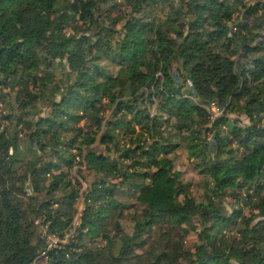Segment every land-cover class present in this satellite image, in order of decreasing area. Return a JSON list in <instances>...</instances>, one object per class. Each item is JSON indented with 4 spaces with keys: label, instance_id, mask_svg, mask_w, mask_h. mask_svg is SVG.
<instances>
[{
    "label": "trees",
    "instance_id": "16d2710c",
    "mask_svg": "<svg viewBox=\"0 0 264 264\" xmlns=\"http://www.w3.org/2000/svg\"><path fill=\"white\" fill-rule=\"evenodd\" d=\"M0 86V264H264V0H0Z\"/></svg>",
    "mask_w": 264,
    "mask_h": 264
},
{
    "label": "rangeland",
    "instance_id": "374dc122",
    "mask_svg": "<svg viewBox=\"0 0 264 264\" xmlns=\"http://www.w3.org/2000/svg\"><path fill=\"white\" fill-rule=\"evenodd\" d=\"M117 13L118 12H113L111 15L113 16ZM106 19H108V18H106ZM57 64H58V60H55L54 64H53L55 67L52 65V66H48L46 69H48L47 71H49V70H52L54 67V70L56 73L55 77L59 78V77H61V74H60V69L58 67H56ZM45 65H47V64H45ZM42 68H44V67H42ZM63 68L65 70H67L66 65H64ZM52 73H53V71H52ZM39 75H42V72H40ZM187 81H189V80L183 81V80L175 77V82L177 84L181 85L183 87V89L190 88V85L188 84ZM185 95H187V94H185ZM187 96L193 102H197V99L195 97H193L191 95H187ZM152 99L154 102H153V105L150 107L151 108L150 112L154 113V112H156L158 100H156L154 95H153ZM201 105L207 110V112L214 114L212 116V119L214 117H216L215 116L216 113H218V112L221 113L223 111V108L221 106H218V104L215 102H214V106H212V103L207 102V101H203ZM48 111H49V109L47 107L43 106L40 103H37L36 107L30 108V114L28 115V118H31L32 117L31 115H33L35 117H37L40 114L45 115ZM19 113H20V111H19L18 106L16 105V101H15V92L8 89V88L0 86V121L2 122V126H6L10 123V119H6L5 116H7L9 114L10 115H18ZM109 115H110V110H107L105 113V116L108 117ZM229 116L231 118L239 119V121L242 124L248 123L247 119L244 116H237L236 114H230ZM102 147L103 146L101 144L95 143V145L93 146V149L95 151L100 152L103 149ZM10 152H11V150H10ZM183 157H185V156L183 155ZM76 160L78 161L79 158L76 157ZM71 177L73 178V180L77 181L80 185L79 195H78L77 199L75 200V204H74L75 213H74V219H73V226L76 227L79 223L78 221H79V217L82 213V210L85 208V205H86L85 204V195L88 193V190H89L91 184L95 181L96 175H95L94 171L86 169L85 166L77 165L71 171ZM113 182H116V181H113ZM190 189H191V192H192V194H193V196L197 202L203 200V194H204L203 189L199 188V190H198L192 186L190 187ZM133 203H134V206L132 208H130L128 210H119L120 214L116 215V217H115V218L119 219L118 221H119V224L121 226L122 232L126 233V234L132 233L133 227H134V221L132 220V215H133V213H136V210L138 211V209H139V205L136 204L134 201H133ZM119 212H117V213H119ZM37 223H38V219H35L34 224H37ZM43 229H45V228H43ZM73 232H74V228L69 233H67L65 239L61 240V244L68 243V241L75 236V234H73ZM59 242L60 241L58 239L50 240V241H48V247H51L52 245H55L56 243H59ZM100 244L104 245V242H100ZM194 244H198V241L196 240L195 234L190 232L184 239L183 249L189 250L194 246ZM44 262H45L44 259H39L38 264H40V263L44 264Z\"/></svg>",
    "mask_w": 264,
    "mask_h": 264
},
{
    "label": "built area",
    "instance_id": "2783aa9c",
    "mask_svg": "<svg viewBox=\"0 0 264 264\" xmlns=\"http://www.w3.org/2000/svg\"><path fill=\"white\" fill-rule=\"evenodd\" d=\"M188 82V84L190 85V88H191V86H192V84H191V82L190 81H187ZM212 106H214V103H212ZM221 113L220 112H218V113H216L215 114V116H218V115H220ZM212 116L214 115V114H211Z\"/></svg>",
    "mask_w": 264,
    "mask_h": 264
}]
</instances>
